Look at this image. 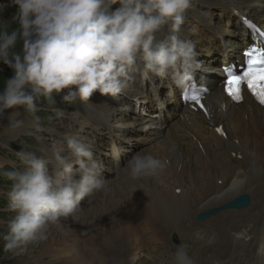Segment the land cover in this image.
Wrapping results in <instances>:
<instances>
[{
    "label": "clouds",
    "instance_id": "clouds-1",
    "mask_svg": "<svg viewBox=\"0 0 264 264\" xmlns=\"http://www.w3.org/2000/svg\"><path fill=\"white\" fill-rule=\"evenodd\" d=\"M119 7L112 10V5ZM191 0H8L11 22L0 23V64L12 70L0 90V113L24 108L35 113L37 101L63 92L69 104L87 103L95 93L116 98L130 87V73L170 78L183 90L192 79L194 47L178 33ZM20 50H16L17 42ZM66 90V91H65ZM51 160L19 152L22 170L5 175L12 181L7 210L14 213L0 236L5 253L19 255L48 239L49 228L79 221L81 201L105 189L101 161L75 135ZM49 163L53 166L50 169ZM75 166V167H74ZM167 161L137 152L123 165L132 181L158 178ZM137 257H129L134 264ZM167 264H192L178 245Z\"/></svg>",
    "mask_w": 264,
    "mask_h": 264
},
{
    "label": "bare ground",
    "instance_id": "bare-ground-1",
    "mask_svg": "<svg viewBox=\"0 0 264 264\" xmlns=\"http://www.w3.org/2000/svg\"><path fill=\"white\" fill-rule=\"evenodd\" d=\"M201 1L202 4L203 2L207 4V12L213 19L212 23L217 21L214 35L221 39L220 47L214 46L219 48L217 53L210 55V58L204 53L197 61L192 58L193 63L191 62V77L195 81L199 79L198 84L206 89L207 113H202L200 110L193 111L187 105H180V100L177 99L180 89L175 87L172 80L167 78L164 83L158 80L159 82L155 84V78L151 74L143 79L145 83L151 84L154 88L151 90L156 93L151 92L154 95L151 96L144 87L142 96L145 99L141 101L146 104L137 105L132 97L138 94V84L130 82L133 88L132 90L128 88L127 91L131 99L124 93L122 94L124 97L116 99H122L123 103L132 105L136 109L129 122L130 126L147 127V129L141 128L142 133L138 136L140 149L137 152L151 153L167 161V166L161 173L164 174V178H168V181L163 183L160 174L158 178H153L144 185L141 180L130 181L126 172L119 169L123 157H119L118 148L128 147L132 150L131 147L136 144L127 146L121 137L123 132L119 133L111 129L110 122L119 123L125 116L113 108H101L103 111H99L98 116L94 115L91 119L93 123L108 127V132L113 135L111 141L114 145L111 147V152L118 159L114 158L111 162L117 168L118 174L116 180L109 181L105 189L99 193V198L104 204L109 202L111 206L106 205L104 214L107 213V216L104 218L103 215L100 218L99 227L97 221H90L96 230L91 236L102 235L106 225L112 237L101 238V241L109 242L110 245L117 244V247H120L119 245L130 242L133 233H138L135 231L137 227L140 230L146 229L152 233L154 239L163 241H166L168 232L171 234L181 230L188 236L191 235L199 244V248L194 250L195 257L219 258L222 264L231 253L254 244L258 250L254 254V259L241 256V264H264V106H258L247 94L244 95L241 103L231 102L223 93L221 83L223 73L220 68V63L231 57L234 58L241 44L248 40L249 32L245 29L247 26L242 20L248 21V17L264 32V0ZM213 3L226 11L221 14L223 19L214 18L211 7ZM223 20L228 24L223 23ZM199 22L205 29V34L212 36L210 20L206 18ZM233 58L231 61L235 65L243 64L242 48L241 55L236 57L238 62ZM159 83L164 84V88H159ZM141 84L144 86L143 81ZM149 104H153L155 110L149 109ZM6 112L8 110L3 114ZM216 128H221L223 134L216 132ZM97 154L98 152L93 153V155ZM97 158L102 164L107 162L106 157L101 159L100 155H97ZM122 174L126 176L123 177ZM118 179L121 180L119 182L121 185L118 184ZM127 181L129 184L126 183ZM161 183L163 187H160ZM116 191L121 199L118 207L115 206V202L113 203L116 197L114 200L105 201L102 196L113 194L114 197ZM242 194L249 199L246 207L222 209V205H227ZM140 209L146 217L144 221L138 218ZM94 217L92 216V219ZM77 226L76 222L68 226L66 233L70 239L66 240V243L47 247L46 253L66 252L70 263L90 264L80 248L76 247V237L73 234L76 233ZM90 239L88 241L93 245H100L95 237ZM221 240L224 243V250L214 253L215 244L221 243Z\"/></svg>",
    "mask_w": 264,
    "mask_h": 264
},
{
    "label": "rangeland",
    "instance_id": "rangeland-1",
    "mask_svg": "<svg viewBox=\"0 0 264 264\" xmlns=\"http://www.w3.org/2000/svg\"><path fill=\"white\" fill-rule=\"evenodd\" d=\"M200 1L201 0H191L190 7L184 14V22L181 25L180 32L178 33L180 39L188 40L192 43L194 47L193 58L196 61L203 57L204 53H206L210 58V55L217 53V49L219 50V48H214V46L218 45V47H220L221 44L220 37L217 35L219 37L218 38L214 35V31L217 29V21L212 23L213 19L209 16L210 13L207 12V4L204 2L202 4V1ZM7 2L8 0H0V4H7ZM111 7L112 10H115L119 7V4H114ZM211 7L213 9L212 14L214 15V18L216 17V20L223 19L221 14H223L225 10L216 3H213ZM216 7H219V9ZM15 11V7L7 5L2 11H0V23L8 24L9 31L16 27V25L11 22V16L15 13ZM230 12L232 13V11ZM206 18H208L212 23V36L210 34H205V29L201 27V23L199 22L202 19L206 20ZM223 23L228 24V22L225 20H223ZM221 29L223 31V28ZM206 36H208V38ZM20 47L21 45L18 41L16 50L19 51ZM191 62L193 63V61ZM203 69H205V67H203ZM11 75L12 70L6 65L0 64V90L3 89L5 80ZM130 75L132 77L131 81L136 83V85L138 84V94L135 96L131 94L134 96L132 98H134L135 104H146V102L141 101L142 99H145L142 96L144 91L143 88L146 87L151 96H154L151 94V92L154 94L156 93L155 91L151 90L154 89L151 84L145 83V80L143 79V77L147 78V75L149 74H146L141 67L140 71L130 73ZM153 77L155 78V84H157L159 81L164 83L167 80V78L156 76ZM141 81L144 82V86L141 84ZM132 88L133 85L130 84L129 89L132 90ZM159 88H164V84L159 83ZM125 94L128 95L129 92L126 90L124 92V95ZM62 95L63 92L60 95L54 94L52 100H48L43 97L39 98L37 101L38 110L35 113H29L22 107L7 109L8 112L4 114L0 113V236H2L7 231V221L10 220L14 215V213L8 211L6 207L8 203L6 193L9 191L12 181L9 180L5 174L13 170H22L17 153L34 152L36 155L44 157L46 160H51L53 152L61 146L65 147L66 154L65 137L67 135H75L81 139L85 146L88 147L93 153L98 152L97 155H100L101 159L105 157L107 158V162L103 163V169L100 173L102 177L100 178L104 179L106 184L109 181L114 182L116 180L118 170L111 162L114 158H117V156L111 152V147L114 145L113 141H111L113 135L112 133L110 134L108 132V127L96 125L93 123V120H91L94 118V115L98 116L99 111H103L101 108H113L125 116L120 120L119 123L116 121H111V129L119 133L123 132V136L121 137H123L127 146H129V144H136L134 146L135 150L134 147H131L132 150H130L128 147L118 148L120 151L119 157H123L119 169H123L124 163L133 154H135L137 150L140 149L138 144V136H140V133H142L141 128L147 129V127L145 126L139 128L130 126L129 122L132 119L131 117L135 114L136 109H134V106L132 105L129 106L128 104L123 103L122 99H116L117 97H124L122 94L116 98H113L111 96H101L99 93H95L91 100H89L87 103H80L77 101L72 104L64 102L61 98ZM128 96L130 97V95ZM148 106L149 109L151 108V110H155L153 104H149ZM88 108H90V110H88ZM117 112L115 111L114 113L117 114ZM97 155H93V157L94 159L100 161L97 158ZM48 166L51 169L53 164L49 163ZM160 174L163 183H166L168 178H164L163 173ZM122 175L123 177L126 176L124 174ZM107 178H109V180H107ZM149 180L151 179L141 180L142 185L146 184V182ZM117 181L118 184L121 185V183H119L121 180L118 179ZM128 182L129 181L126 183ZM126 183L125 185L129 184ZM163 183L160 184V187H163ZM99 193L100 192L94 194L90 200L81 201L82 210L78 213L80 222H76L78 229H76V233L73 234V236L76 237V247L80 248V251L85 255L88 263L130 264L129 257L135 255L137 259L135 260L134 264H167L171 253L175 251L176 247L178 245H183L188 250L192 264H201L203 261L204 262L202 264L205 262V264H221L219 258L213 257V259H205L204 257H195L194 250L199 248V244L191 235L188 236L187 233L181 230L174 231L171 234L168 232L167 237L165 238L166 241H163L160 239H154L151 232L147 231L146 229L140 230V228L137 227L135 228V231L138 233H133V236L130 238V242H125L124 244L119 245L121 247L120 248L117 247V244L110 245L109 242L101 241V238L112 237V235H110V229L104 225L107 230L104 229V233L100 236H94L100 245H93L90 241H88V239L91 240L90 238H94L91 236V234H95L96 230L93 228L94 224L92 222L90 223V221H97V226L99 227L100 218L103 215L105 216L104 218L107 216V213L106 215L104 214L106 211V205L111 206V204H108L109 202L104 204V202L99 198ZM112 195L113 194H109L108 196L105 195L107 197L104 195L102 196L104 197L105 201H111L112 199L114 200L116 197L117 199H115L117 201L114 200L113 203L115 202V206L118 207V203L121 201V199H119L120 195L118 193L115 194L114 197ZM226 208V205H222V209ZM117 213L119 214L120 211ZM139 214L141 215L139 216ZM92 216L95 217L92 219ZM138 218L140 221H144L146 218L141 209L138 210ZM104 221H106V219H104ZM72 223L73 221L71 219L64 221L63 231H58L54 226L50 227L48 231V239L46 241L35 245H29L28 250L19 255L5 253L2 250L3 241L0 240V264H72L68 261L69 255L66 252L52 254L53 251H51L50 253L48 252V254L46 253L47 247H54L55 245H60L64 242L66 243V240L70 239L66 232L68 231L67 227ZM168 235L170 236L168 237ZM85 236H88L89 238ZM173 237H176L177 242H174ZM51 243H53V245H50ZM215 246L214 253H219L224 250L223 241L221 243H216ZM256 248L257 247L252 244L249 246V248L238 249L237 252H233L231 253L232 255L230 254L228 258H225L222 264H241V256L252 257L254 259V254H256L258 251Z\"/></svg>",
    "mask_w": 264,
    "mask_h": 264
},
{
    "label": "snow or ice",
    "instance_id": "snow-or-ice-1",
    "mask_svg": "<svg viewBox=\"0 0 264 264\" xmlns=\"http://www.w3.org/2000/svg\"><path fill=\"white\" fill-rule=\"evenodd\" d=\"M227 77L224 81V90L234 101L242 98V88L246 86L261 104H264V59L259 56H252L246 61V67L238 70L227 69ZM186 99L200 104V95L193 90ZM216 132L223 134L221 128H216Z\"/></svg>",
    "mask_w": 264,
    "mask_h": 264
},
{
    "label": "water",
    "instance_id": "water-1",
    "mask_svg": "<svg viewBox=\"0 0 264 264\" xmlns=\"http://www.w3.org/2000/svg\"><path fill=\"white\" fill-rule=\"evenodd\" d=\"M248 203H249L248 197L242 194V195H238L237 197H235V199L232 200L230 203H228L226 206L230 209L232 208L240 209L248 205ZM173 239H174V242H177L176 237H173Z\"/></svg>",
    "mask_w": 264,
    "mask_h": 264
}]
</instances>
